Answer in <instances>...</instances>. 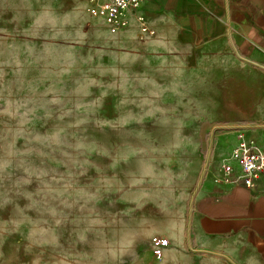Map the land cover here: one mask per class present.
Returning a JSON list of instances; mask_svg holds the SVG:
<instances>
[{
    "label": "rangeland",
    "instance_id": "obj_1",
    "mask_svg": "<svg viewBox=\"0 0 264 264\" xmlns=\"http://www.w3.org/2000/svg\"><path fill=\"white\" fill-rule=\"evenodd\" d=\"M50 1L0 0V264H143L211 167L190 102Z\"/></svg>",
    "mask_w": 264,
    "mask_h": 264
},
{
    "label": "crops",
    "instance_id": "obj_2",
    "mask_svg": "<svg viewBox=\"0 0 264 264\" xmlns=\"http://www.w3.org/2000/svg\"><path fill=\"white\" fill-rule=\"evenodd\" d=\"M49 4L82 9L94 27L82 0ZM141 12L152 35L132 20L124 34L94 29L90 37L141 60L133 68L160 85L181 87L184 97L166 100L190 102L187 116L196 119L189 130L200 135L203 158L191 160V178L199 163H211L192 192L184 231L165 237L160 259L151 248L142 262L264 264V176L249 188L221 171L241 141L264 147V0H145Z\"/></svg>",
    "mask_w": 264,
    "mask_h": 264
},
{
    "label": "built area",
    "instance_id": "obj_3",
    "mask_svg": "<svg viewBox=\"0 0 264 264\" xmlns=\"http://www.w3.org/2000/svg\"><path fill=\"white\" fill-rule=\"evenodd\" d=\"M91 18L101 21L110 34H124L135 20L143 34L152 35L146 17L141 12L145 0H82ZM222 173L234 184L253 187L254 181L264 176V147L241 141L233 150L231 160L221 167ZM169 242L164 237L153 240V252L157 259Z\"/></svg>",
    "mask_w": 264,
    "mask_h": 264
}]
</instances>
